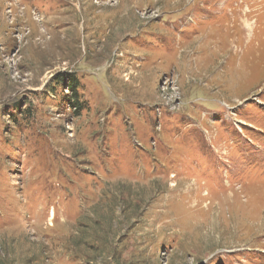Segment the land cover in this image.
<instances>
[{
	"label": "rangeland",
	"instance_id": "374dc122",
	"mask_svg": "<svg viewBox=\"0 0 264 264\" xmlns=\"http://www.w3.org/2000/svg\"><path fill=\"white\" fill-rule=\"evenodd\" d=\"M0 264H264V0H0Z\"/></svg>",
	"mask_w": 264,
	"mask_h": 264
},
{
	"label": "trees",
	"instance_id": "16d2710c",
	"mask_svg": "<svg viewBox=\"0 0 264 264\" xmlns=\"http://www.w3.org/2000/svg\"><path fill=\"white\" fill-rule=\"evenodd\" d=\"M57 83L63 85L67 84V90L70 92V94L67 95L68 104L70 106H73L76 111L79 112L82 109V106H84V103L80 101V83L78 78L75 77V75H68V77L59 76V80Z\"/></svg>",
	"mask_w": 264,
	"mask_h": 264
},
{
	"label": "bare ground",
	"instance_id": "6f19581e",
	"mask_svg": "<svg viewBox=\"0 0 264 264\" xmlns=\"http://www.w3.org/2000/svg\"><path fill=\"white\" fill-rule=\"evenodd\" d=\"M22 1H25V0H21V2H22ZM256 201H257V200H256Z\"/></svg>",
	"mask_w": 264,
	"mask_h": 264
}]
</instances>
